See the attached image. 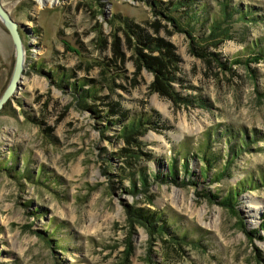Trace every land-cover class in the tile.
<instances>
[{"label": "rangeland", "instance_id": "374dc122", "mask_svg": "<svg viewBox=\"0 0 264 264\" xmlns=\"http://www.w3.org/2000/svg\"><path fill=\"white\" fill-rule=\"evenodd\" d=\"M53 1L0 0L23 45L0 110V264H264V57L247 62L264 47V0H227L238 8L229 38L207 42L225 0ZM166 52L163 95L140 53ZM14 65L0 19V97ZM140 118L128 143L122 127ZM249 177L258 182L237 197V215L219 205ZM133 208L161 212L192 243L152 236Z\"/></svg>", "mask_w": 264, "mask_h": 264}, {"label": "trees", "instance_id": "16d2710c", "mask_svg": "<svg viewBox=\"0 0 264 264\" xmlns=\"http://www.w3.org/2000/svg\"><path fill=\"white\" fill-rule=\"evenodd\" d=\"M227 0H225L223 2V14H221L220 17H215L212 16V19L209 23L208 26V30H209V36L208 38H204L203 41L207 42L208 39L212 40L218 37H223L224 39L229 38V33H228V26H224L227 25V23H229V21L231 20L230 16L231 13L236 10L238 8H231L229 9L228 6L226 5ZM175 10V9H174ZM239 11V10H238ZM235 12V11H234ZM247 13L249 12H245L242 13L239 12V18L243 19L245 18V15H247ZM223 15V16H222ZM192 18V15L189 16V18ZM223 17V18H222ZM131 32L133 34H135L136 37H138V35L131 30ZM257 45H259V42L257 43ZM147 46V45H145ZM163 47V46H160ZM155 49H159L158 47H155ZM254 48H251L250 51H253ZM251 53V52H250ZM164 57H166L167 60H164L162 57L160 58H152V57H146L144 55H142L140 53V57L143 59V63L145 64L146 68H148L151 72L155 73V77H156V85H157V90L159 92H161V94L163 95H167L169 94L164 83L162 81H169V78H167V76H169V74H167L165 68L166 65L170 62L173 61V56L169 55V53H164L163 54ZM258 57H264V47L260 48L255 54L252 53L251 57L248 61H253L256 62L258 61ZM160 77V78H159ZM171 78V77H170ZM173 78V77H172ZM88 95V92H84V94L82 95V97H85ZM81 96L78 97V99ZM185 102H187V99H184ZM142 120L140 119H132L129 122H127L125 125H123L122 127V131L121 134L122 137L128 142L131 143V141H134V137L136 136V134L139 131V127L142 126ZM119 135V136H120ZM210 139V135L209 133L206 135V140L207 142H209ZM240 147L242 146H247V141H245V137L243 140L239 141ZM242 145V146H241ZM240 149V148H239ZM241 151V150H239ZM130 153H133L137 155V153L131 152L130 150H123L122 154L124 155H129ZM198 159L201 158L203 159L204 162L207 163V165L210 167L211 165V157H209L207 154H205L204 151L199 150L198 152H196L195 154ZM184 160V159H183ZM170 166H169V176L171 178L175 177L176 174V165H175V159H171L170 160ZM230 161H227L225 163V166L222 170L218 171L215 176H213V179H211L214 182H219L222 180V178H224V176L227 175V167L229 166ZM183 166H184V170L187 171V163H185L183 161ZM207 166V167H208ZM140 172V181L143 185V187L145 188L148 183H147V179H146V173H145V169L144 168H140L139 170ZM171 173V174H170ZM157 177V176H155ZM154 177V178H155ZM259 182L258 180L249 177L247 180L242 181L241 183H239L238 185H236L232 190L228 191V193L219 201V205L224 207L225 209H227V211L231 212L234 215H237L236 211V207H237V203H238V196H240L241 194H243L246 190H251L252 188H256V182L259 183V185L261 187H264V172H260L259 175ZM211 198L213 199H217L218 195H213ZM129 216L130 218H132V221H135L138 224L144 225L148 228V230L150 231V233L152 234V236L155 235V237H159V238H163L164 236H167V238H169L170 240H172L174 243L176 244H181L183 243H187L190 242L192 243V241H188L186 236L181 235V236H177L174 233H169V227L167 225V221L164 220V215L161 212H148L142 209H136L133 208L132 210L129 211ZM261 227L264 228V215L262 216V223H261ZM261 228V229H262ZM169 233V234H168ZM51 235H48L47 237V241H49L50 243H54V247H56V243L54 242V239L50 238ZM164 242V241H163ZM179 247L181 245H178Z\"/></svg>", "mask_w": 264, "mask_h": 264}, {"label": "water", "instance_id": "95a60500", "mask_svg": "<svg viewBox=\"0 0 264 264\" xmlns=\"http://www.w3.org/2000/svg\"><path fill=\"white\" fill-rule=\"evenodd\" d=\"M57 1V0H56ZM0 19L9 32L15 48V65L11 80L0 97V110L15 92L17 80L20 77L23 63V45L18 31L19 24L10 18L9 13L0 5ZM21 27V26H20Z\"/></svg>", "mask_w": 264, "mask_h": 264}, {"label": "bare ground", "instance_id": "6f19581e", "mask_svg": "<svg viewBox=\"0 0 264 264\" xmlns=\"http://www.w3.org/2000/svg\"><path fill=\"white\" fill-rule=\"evenodd\" d=\"M36 3H37V6L38 7H42V6H45V5H53L55 4V2L53 0H35ZM246 209L248 210L247 213L250 214L251 217L254 218V216L257 214V209H258V206H256L255 204L253 203H249L248 206L246 207ZM255 222L254 220L252 221V223Z\"/></svg>", "mask_w": 264, "mask_h": 264}]
</instances>
